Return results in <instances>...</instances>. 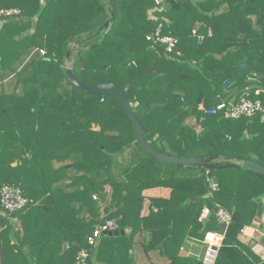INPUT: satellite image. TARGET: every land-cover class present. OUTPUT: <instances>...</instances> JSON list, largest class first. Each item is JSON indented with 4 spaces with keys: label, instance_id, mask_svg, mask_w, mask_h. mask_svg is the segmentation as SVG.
<instances>
[{
    "label": "trees",
    "instance_id": "16d2710c",
    "mask_svg": "<svg viewBox=\"0 0 264 264\" xmlns=\"http://www.w3.org/2000/svg\"><path fill=\"white\" fill-rule=\"evenodd\" d=\"M10 7L20 13L1 18L0 187H19L28 202L0 205V264H74L81 248L89 264H139L136 246L167 264H205L181 247L207 230L224 233L213 264H264L239 238L264 214V175L240 164L264 167L262 113L200 107L246 92L264 107V0H0ZM159 24L176 51L146 38ZM66 61L77 78L124 91L152 148L212 159L145 153L119 98L74 85ZM217 205L230 212L226 227ZM109 219L124 233L88 245Z\"/></svg>",
    "mask_w": 264,
    "mask_h": 264
},
{
    "label": "built area",
    "instance_id": "2783aa9c",
    "mask_svg": "<svg viewBox=\"0 0 264 264\" xmlns=\"http://www.w3.org/2000/svg\"><path fill=\"white\" fill-rule=\"evenodd\" d=\"M162 0H154L156 4H159ZM20 13V9L17 7L1 8L0 9V21L2 17L14 16ZM148 40L157 42L165 46L167 52L176 51L178 39L174 36L163 34L162 26L159 24L153 33L146 36ZM43 53V50H40ZM177 53H179L177 51ZM259 90H256L258 93ZM206 114H215L221 112L224 117L238 119L240 117H250L255 113H262V121H264V107L259 99H252L249 93L246 92L239 98L237 102H229L228 105L224 102L218 103L214 107L205 108L200 106ZM27 198L23 195L22 190L19 187L4 184L0 187V205L4 212H13L26 206ZM216 217L219 224L226 227L230 222V212L221 205H217ZM208 213V209L202 210L200 219H204ZM262 218V217H261ZM264 222V219L254 221L252 225H259ZM251 225V226H252ZM118 228V224L115 219L106 220L104 223L97 225L93 234L88 237L87 243L92 246L95 243V239L102 233L108 231H114ZM247 231L246 226L241 230V233L245 234ZM264 235V234H263ZM224 233L220 231L207 230L204 236L200 240L189 238L187 244L189 249H185L186 246H182L181 250L187 255H199L196 251V245L203 246V254L201 255L202 261L205 264H213L216 253L222 240ZM254 250V249H253ZM89 251L86 248H81L75 258L74 264H89Z\"/></svg>",
    "mask_w": 264,
    "mask_h": 264
},
{
    "label": "water",
    "instance_id": "95a60500",
    "mask_svg": "<svg viewBox=\"0 0 264 264\" xmlns=\"http://www.w3.org/2000/svg\"><path fill=\"white\" fill-rule=\"evenodd\" d=\"M113 18H114V13L112 12L111 18L109 20H107L101 28L107 27ZM1 24H2V22L0 21V27H1ZM15 38H17V37H15ZM66 54L68 57L69 51H67ZM63 72L70 82H72L74 85H76L82 89L92 90V91H105V90H107V91L113 92L119 98L126 115L128 116V118L131 120V122L133 124L135 137H136L138 144L140 145L142 150L145 153H147L148 155H150V156H152V157H154L160 161L173 163V164H182V165L201 164V163H205V162L212 159L211 157L206 158V157H202V156L179 157V156L169 155V154L160 152V151L152 148L146 142V140L144 138L142 125L140 124L139 120L135 116L134 111L132 110L128 100L126 99L124 91L117 84H115L113 82L88 83L86 81H83V80L77 78L74 75L73 70L70 66H65L63 69ZM226 158H230V157L226 156ZM240 164L244 167L251 168V169H253V170L264 175V167L261 166L260 164L256 163L255 161L244 160ZM205 179H206V177H205ZM206 185H208L207 181H206ZM205 196H208V195H205ZM123 233H124V229H120V230L104 232L103 234L117 236V235L123 234Z\"/></svg>",
    "mask_w": 264,
    "mask_h": 264
},
{
    "label": "rangeland",
    "instance_id": "374dc122",
    "mask_svg": "<svg viewBox=\"0 0 264 264\" xmlns=\"http://www.w3.org/2000/svg\"><path fill=\"white\" fill-rule=\"evenodd\" d=\"M68 62L66 61L65 66H68ZM12 78H9V80L6 81V83H9ZM193 123V120H192ZM264 219V214L262 215V218ZM251 231V232H250ZM264 222H261L259 225H252V227L249 229V231L245 234L240 233L239 238L243 242H249L252 248L255 252L261 253L262 257H264V248L263 245L260 243V239L264 238ZM199 249L198 254H203V246L196 245Z\"/></svg>",
    "mask_w": 264,
    "mask_h": 264
},
{
    "label": "crops",
    "instance_id": "0c3cea01",
    "mask_svg": "<svg viewBox=\"0 0 264 264\" xmlns=\"http://www.w3.org/2000/svg\"><path fill=\"white\" fill-rule=\"evenodd\" d=\"M260 219L261 218H258L256 221H258ZM251 227L252 226H246V228H247L246 233L249 231V229ZM133 252H134V255L136 256L137 260H139L138 261L139 264H167V262H168L167 259L159 256L156 251L149 252V254L146 256V254L141 252L140 248L138 246H136V247H134Z\"/></svg>",
    "mask_w": 264,
    "mask_h": 264
}]
</instances>
